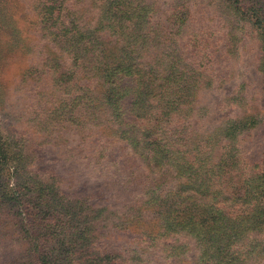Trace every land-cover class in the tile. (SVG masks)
I'll return each instance as SVG.
<instances>
[{
  "label": "rangeland",
  "instance_id": "1",
  "mask_svg": "<svg viewBox=\"0 0 264 264\" xmlns=\"http://www.w3.org/2000/svg\"><path fill=\"white\" fill-rule=\"evenodd\" d=\"M133 1L0 0V264H264V0Z\"/></svg>",
  "mask_w": 264,
  "mask_h": 264
},
{
  "label": "trees",
  "instance_id": "2",
  "mask_svg": "<svg viewBox=\"0 0 264 264\" xmlns=\"http://www.w3.org/2000/svg\"><path fill=\"white\" fill-rule=\"evenodd\" d=\"M100 6L104 12L105 15L109 16L111 25L113 27L114 30V34H116L117 36H119V38L125 39L127 37H129L132 33V31L136 30L137 28L134 27H138L144 20V15L140 16L138 14V10L136 9V6L134 4L133 0H100ZM43 15L41 16V21H39L37 24L38 26H41V22L45 21L46 24L49 23L51 21V16H46V11H43ZM144 22L147 23L146 20H144ZM49 27V25H48ZM102 31V30H99ZM61 39L60 41H63L62 39H64L66 37L65 34L60 35ZM130 78V77H129ZM117 89H119L121 92L127 93L128 96V104L125 105L124 109V113H125V117L122 118L120 120V122H123V120H125L127 117H131L133 115V111L136 112L135 119H128V123H125V125L130 126L133 129V132H136L137 128H136V123L137 120H139V108H136V106H134V100L133 99V95L135 94V89H136V84L135 86H132L131 84L126 86L125 88H119L117 87ZM156 94H152V97H155ZM150 98V97H149ZM123 115V112H122ZM127 115V116H126ZM139 141L136 140V144H135V149L138 150L139 152H141L144 157L146 158V160H149L151 162H154V157L152 155V150L150 148L151 145H153L155 142L152 141L151 136L145 132H143V134H140L139 136ZM141 139V140H140ZM152 141V142H151ZM171 157H172V161L173 162H178V166L180 165V161L184 160V163L188 166L187 170L188 173L190 174V182H193L194 180H198L201 179L203 180V173L200 174L198 172V168L196 167V165L194 164V162H189L188 160L185 159V157L183 156H178L176 151H171ZM184 155V154H183ZM153 157V158H152ZM151 159V160H150ZM1 164H3L2 162H0ZM177 166V165H175ZM177 166V167H178ZM200 167V166H199ZM8 172L6 167H1L0 168V177L1 176H7ZM7 201H9L6 197H3V201L2 203H6ZM208 215V214H207ZM209 218V217H207ZM204 226V223H203ZM214 231V235L211 237L213 238H223V237H228L230 236V234H226L225 231V227L221 226L219 227V225L215 224V229ZM245 232H258V233H262L264 232V226H251L250 228L247 229H237L235 231V233H232L231 235L233 237L239 236L240 239L244 237V233Z\"/></svg>",
  "mask_w": 264,
  "mask_h": 264
}]
</instances>
